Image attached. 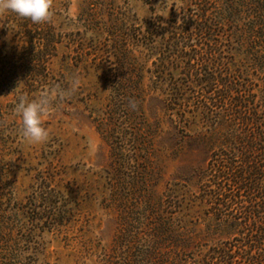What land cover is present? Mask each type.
Listing matches in <instances>:
<instances>
[{
    "label": "rangeland",
    "instance_id": "1",
    "mask_svg": "<svg viewBox=\"0 0 264 264\" xmlns=\"http://www.w3.org/2000/svg\"><path fill=\"white\" fill-rule=\"evenodd\" d=\"M186 4L52 0L60 43L48 61L50 75L45 82L32 81L23 91L28 99L45 91L51 94L52 111L44 120L50 131L46 142L25 144L14 112L17 97H0L8 113L3 127L6 156L0 162L6 173L0 176V187L11 207L28 202L40 176L58 186L54 205L48 207L61 213L62 225L52 227L50 220L42 225L39 245L30 256L26 253L22 263L158 264L160 255L151 244L153 227L176 210L174 217L187 229V240L211 244L204 210L193 202L202 185L201 174L218 147L208 140L210 123L197 109L196 96L174 110L166 94L153 91L156 85L147 72L144 96L132 91V84H124L123 91L116 81L124 61L116 47H110L108 36L114 14L167 18ZM1 29L0 25V44L7 40ZM148 68L153 69L151 60ZM250 73L257 89L264 91L263 74ZM73 75L79 77L80 86L68 91ZM130 99L135 110L128 106ZM181 252L182 246L170 258L176 264L189 263Z\"/></svg>",
    "mask_w": 264,
    "mask_h": 264
},
{
    "label": "trees",
    "instance_id": "2",
    "mask_svg": "<svg viewBox=\"0 0 264 264\" xmlns=\"http://www.w3.org/2000/svg\"><path fill=\"white\" fill-rule=\"evenodd\" d=\"M181 1L187 6L167 18L114 14L108 30L110 47L124 61L119 87L132 84L144 96L147 72L153 91L166 94L174 110L196 96L211 126L208 140L218 144L193 200L204 210L211 244L187 240V229L174 217L177 210L153 227L151 244L158 264H176L170 256L181 246L190 262L177 264H264V91L250 73L264 76V0ZM55 10L42 24L0 14L7 39L0 44V97L18 100L32 81L49 78L48 61L60 43ZM149 60L153 69H147ZM7 114L0 103V162L6 156ZM5 173L0 170V176ZM39 178L28 202L14 208L0 187V264H25L26 253L39 245L42 225H62L52 201L58 186Z\"/></svg>",
    "mask_w": 264,
    "mask_h": 264
},
{
    "label": "clouds",
    "instance_id": "3",
    "mask_svg": "<svg viewBox=\"0 0 264 264\" xmlns=\"http://www.w3.org/2000/svg\"><path fill=\"white\" fill-rule=\"evenodd\" d=\"M52 0H0V12H11L30 20L33 24L47 23L52 16ZM80 86V79L73 75L68 91H76ZM130 109L135 110L136 103L128 101ZM52 111L51 94L42 92L38 98L28 99L21 95L14 107V112L20 120V136L29 146H36L46 142L50 135L44 126V120Z\"/></svg>",
    "mask_w": 264,
    "mask_h": 264
}]
</instances>
